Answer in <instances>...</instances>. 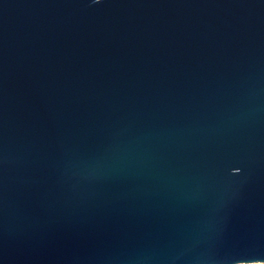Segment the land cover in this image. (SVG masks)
Wrapping results in <instances>:
<instances>
[{
  "label": "water",
  "instance_id": "obj_1",
  "mask_svg": "<svg viewBox=\"0 0 264 264\" xmlns=\"http://www.w3.org/2000/svg\"><path fill=\"white\" fill-rule=\"evenodd\" d=\"M0 264H264V0H0Z\"/></svg>",
  "mask_w": 264,
  "mask_h": 264
}]
</instances>
